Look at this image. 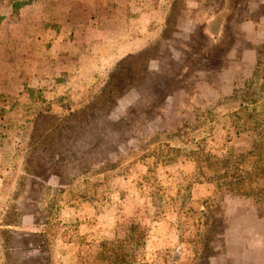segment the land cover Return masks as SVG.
<instances>
[{"label": "rangeland", "instance_id": "obj_1", "mask_svg": "<svg viewBox=\"0 0 264 264\" xmlns=\"http://www.w3.org/2000/svg\"><path fill=\"white\" fill-rule=\"evenodd\" d=\"M0 264H264V0H1Z\"/></svg>", "mask_w": 264, "mask_h": 264}, {"label": "trees", "instance_id": "obj_2", "mask_svg": "<svg viewBox=\"0 0 264 264\" xmlns=\"http://www.w3.org/2000/svg\"><path fill=\"white\" fill-rule=\"evenodd\" d=\"M1 1V0H0ZM8 3H10V5L13 7V9L17 10L20 7H22L23 5H27V4H31L33 2V0H7ZM27 91L29 93H32L34 90L32 89H27ZM2 112H4V110H1ZM4 114V113H3Z\"/></svg>", "mask_w": 264, "mask_h": 264}]
</instances>
